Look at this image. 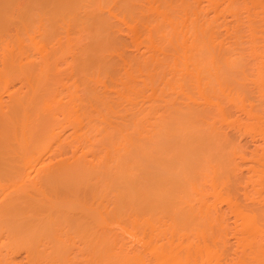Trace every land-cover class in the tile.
Segmentation results:
<instances>
[{"label":"bare ground","instance_id":"1","mask_svg":"<svg viewBox=\"0 0 264 264\" xmlns=\"http://www.w3.org/2000/svg\"><path fill=\"white\" fill-rule=\"evenodd\" d=\"M250 59L264 0H0V264H264Z\"/></svg>","mask_w":264,"mask_h":264},{"label":"rangeland","instance_id":"2","mask_svg":"<svg viewBox=\"0 0 264 264\" xmlns=\"http://www.w3.org/2000/svg\"><path fill=\"white\" fill-rule=\"evenodd\" d=\"M256 60H254L253 59V61L250 59V61H247V63H245V65H244V71H237V72H235V74H234V79H236L239 83L240 82H243V83H245L246 84V87H248V91L249 90H251V92H253V94L255 95V93H257L258 92V88H256L257 87V85H255L256 83L258 84V83H264V71H262V70H260V71H258L257 70V68H256ZM259 75L261 76L260 78H259ZM0 81H1V79H0ZM1 84V83H0ZM264 85V84H263ZM256 86V87H255ZM255 89H256V91H255ZM3 93V94H2ZM1 94H2V96L3 97H1V99L3 98L4 99V97H6L7 98V94H5L3 91H1ZM257 95V94H256ZM2 99V103H3V100ZM5 101H6V99H5ZM5 101H4V103H5ZM2 103H0V104H2ZM4 103H3V105H4ZM6 104V103H5ZM0 108H1V106H0ZM2 109H5V107L3 106L2 107ZM230 110V109H229ZM236 109H233V107L231 108V112L233 113V114H237V110L235 111ZM0 111H1V109H0ZM238 114H241V112L240 111H238ZM242 115V114H241ZM224 123H222V125H223ZM226 125V127H223L222 126V128L223 129H225L226 131H224L222 128V130L224 131V132H226L227 134H228V132H229V136H230V133H232L231 134V136H234L233 138H236V140L241 144V145H243V147L245 146V148H247V147H253L252 145H254V144H256L257 142H259L260 144L261 143H263L262 142V139L260 138L261 136L257 133H253V132H247V133H243L244 131H243V129H241V131H243V132H240V128H239V130H237V128H232L231 127V125H227L226 123L224 124V126ZM228 126V127H227ZM231 129H230V128ZM236 129V130H235ZM239 131V132H238ZM246 132V131H245ZM243 133V134H242ZM254 134V135H253ZM260 137H259V136ZM243 142H245V144H243ZM248 146H247V145ZM247 149H250V148H247ZM237 160V159H236ZM3 180H0V182H2ZM4 183L2 184V183H0V186H1V184H2V188L0 187V199L2 200V198L4 199V196L6 195V193H7V190H8V188H9V186L10 185H8V183H7V181H3ZM5 184V185H4ZM4 185V186H3ZM240 187H242V188H240ZM243 187H244V185H243V183H242V185L240 186L239 185V190H241V191H243ZM231 220V219H230ZM22 253V254H21ZM18 254V255H17ZM14 256H15V258L17 259V258H19L20 257V259H21V256H23V251H19V252H17V253H15L14 254ZM18 256V257H17ZM23 258V257H22Z\"/></svg>","mask_w":264,"mask_h":264}]
</instances>
